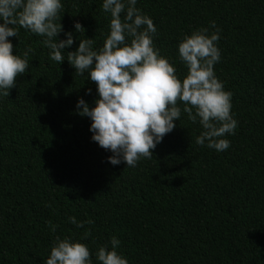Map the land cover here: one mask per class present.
<instances>
[{
    "label": "trees",
    "instance_id": "1",
    "mask_svg": "<svg viewBox=\"0 0 264 264\" xmlns=\"http://www.w3.org/2000/svg\"><path fill=\"white\" fill-rule=\"evenodd\" d=\"M101 5L62 0L63 32L77 21L85 29L65 58L78 39L103 45L111 16ZM136 7L153 20L154 46L181 79L178 43L212 21L220 29L214 72L238 122L224 137L230 147L197 145L201 127L181 111L151 158L111 165V153L91 140V121L75 111L80 97L93 105L95 83L67 60H50L43 37L15 26L13 54L32 52L9 96H0V264H43L57 237L86 244L99 264L95 253L112 236L129 264H264V0H137ZM71 216L91 223L77 228Z\"/></svg>",
    "mask_w": 264,
    "mask_h": 264
},
{
    "label": "clouds",
    "instance_id": "2",
    "mask_svg": "<svg viewBox=\"0 0 264 264\" xmlns=\"http://www.w3.org/2000/svg\"><path fill=\"white\" fill-rule=\"evenodd\" d=\"M136 4L137 0H102V10L111 16L103 45L94 48L93 38L78 39V47L67 51L65 58L62 52L85 29L77 21L74 31L63 32L61 22L57 23L62 0H0V96H9L17 77L28 69L31 47L14 55L9 40L18 37L15 26H19L44 38L42 44L50 49V60L59 64L67 60L75 73L86 74L87 80L95 83L93 105L80 97L75 111L91 121V140L111 153L107 157L111 165L135 167L141 158H151L156 146L175 128L181 111L201 127L195 138L197 145L217 152L227 150L230 141L224 137L234 134L238 122L231 111L232 94L224 90L214 72L221 59L216 43L220 29L212 21L209 27L193 30L178 43L179 59L187 69L181 79L174 65L155 48L157 28ZM61 32L65 39H58ZM91 92L88 88L85 94ZM68 222L77 228L91 223L74 216L68 217ZM88 235L90 229L82 239ZM119 244L112 236L108 245L96 251V261L129 264L117 251ZM43 264H93V259L86 244L57 237Z\"/></svg>",
    "mask_w": 264,
    "mask_h": 264
}]
</instances>
